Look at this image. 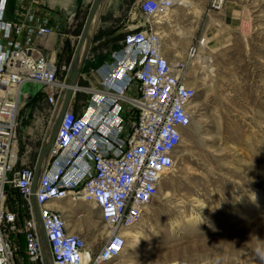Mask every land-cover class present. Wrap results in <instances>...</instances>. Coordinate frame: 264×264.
<instances>
[{
	"label": "built area",
	"instance_id": "obj_1",
	"mask_svg": "<svg viewBox=\"0 0 264 264\" xmlns=\"http://www.w3.org/2000/svg\"><path fill=\"white\" fill-rule=\"evenodd\" d=\"M0 0V264H42L40 234L30 202L34 165H20L19 98L27 84L42 87L53 122L67 88V69L59 68L32 45L30 35L48 37L38 26L20 39L23 26L4 19ZM183 0H139L138 12L154 19L166 16ZM225 0H207L206 16L223 11ZM150 23L126 30L109 60L97 70V89L83 113L66 110L40 176L36 199L52 264H109L123 253L125 232L136 226L174 168L182 133L190 126L196 89L185 81L196 61L208 62L209 32H199L185 56L172 62L162 38ZM77 91V92H78ZM21 199L19 216L9 195ZM71 199L90 205L104 224V243L92 254L80 234L71 233L53 204ZM19 235L28 263L16 260Z\"/></svg>",
	"mask_w": 264,
	"mask_h": 264
},
{
	"label": "rangeland",
	"instance_id": "obj_2",
	"mask_svg": "<svg viewBox=\"0 0 264 264\" xmlns=\"http://www.w3.org/2000/svg\"><path fill=\"white\" fill-rule=\"evenodd\" d=\"M206 2L185 0L186 7L154 19L126 2L114 16L97 18L92 37L106 21L107 47L136 25H154L172 62L185 56L199 32H209L200 57L208 55V62L196 61L186 71L196 93L174 168L130 229L140 243L134 247L127 237L123 255L109 264H264V0H225L223 11L210 16L203 12ZM103 48L98 44L95 56H104ZM42 90L33 86L36 94L19 111L20 165L35 163L50 133L51 110ZM85 97L76 94L80 107ZM9 204L23 214L20 198L9 195ZM55 204L97 254L106 231L94 209L71 199ZM12 239L17 262L28 263L22 237Z\"/></svg>",
	"mask_w": 264,
	"mask_h": 264
},
{
	"label": "crops",
	"instance_id": "obj_3",
	"mask_svg": "<svg viewBox=\"0 0 264 264\" xmlns=\"http://www.w3.org/2000/svg\"><path fill=\"white\" fill-rule=\"evenodd\" d=\"M91 2L92 0H5L4 19L7 22L21 24L23 26V33L20 36L22 41L26 39L27 31L30 30L33 32L38 26L50 29L51 34L48 37H38L31 34V43L47 59L54 61L59 68L65 67L68 69L67 61L71 59ZM126 2L136 4L139 0H104L100 15L103 17L106 15L114 16L113 14L118 12L121 9V5ZM107 26L108 23L101 20L98 29L99 31L102 30V33H98L91 39V44L82 64L78 88H99L96 70L109 60V53L121 41H114L110 44V47H107L110 36L103 32ZM135 27L140 28L143 25H136ZM100 43L104 44L103 49L105 54L102 57L95 56L93 52ZM86 70L91 71L89 77L86 76ZM85 95V99L81 101V107L78 105L76 95L73 98L72 108L76 113L84 112L90 97L87 93ZM52 206L59 208L56 204ZM60 209L63 210L64 208L62 207ZM67 225L71 233L82 235L76 228H70L69 224Z\"/></svg>",
	"mask_w": 264,
	"mask_h": 264
},
{
	"label": "water",
	"instance_id": "obj_4",
	"mask_svg": "<svg viewBox=\"0 0 264 264\" xmlns=\"http://www.w3.org/2000/svg\"><path fill=\"white\" fill-rule=\"evenodd\" d=\"M103 2L104 0H92L88 8V12L84 19L80 34L78 36L76 45L74 47L68 65L67 88L63 94L60 108L52 122L49 136L42 143L34 165V173L30 186V202L39 228L42 264H52V260H51L50 248L46 238L43 222L40 217V209L36 199V190L40 176L48 160L50 150L54 145L63 115L67 109L72 107L73 98L75 97L78 91V80L81 73L82 64L87 55L92 39V34L90 35V29L92 27L94 20L98 18V10L100 9V6L102 5ZM33 86H35V84H27L22 88V92L18 102L19 108H21L24 103H26L36 94V92H32Z\"/></svg>",
	"mask_w": 264,
	"mask_h": 264
},
{
	"label": "bare ground",
	"instance_id": "obj_5",
	"mask_svg": "<svg viewBox=\"0 0 264 264\" xmlns=\"http://www.w3.org/2000/svg\"><path fill=\"white\" fill-rule=\"evenodd\" d=\"M184 1V3H185V0H183ZM185 7H186V4H185ZM101 8H102V5L100 6V9L98 10V16H99V14H100V11H101ZM96 21H97V18L94 20V22H93V24H92V27H91V29H90V35L93 33V31H94V28H95V24H96ZM162 38V37H161ZM49 136V135H48ZM48 138V137H47ZM46 138V139H47ZM181 141H182V137H181ZM105 234H107V231H106V233ZM124 236L126 237V239H127V237H129V238H131L132 239V242H133V246L135 247L138 243H140V239H139V234L138 233H132V232H130V229H128L126 232H125V234H124ZM124 249H125V247H124ZM124 251V250H123ZM122 255H123V253H122ZM121 255V256H122Z\"/></svg>",
	"mask_w": 264,
	"mask_h": 264
}]
</instances>
